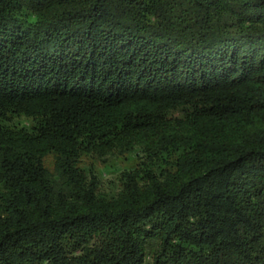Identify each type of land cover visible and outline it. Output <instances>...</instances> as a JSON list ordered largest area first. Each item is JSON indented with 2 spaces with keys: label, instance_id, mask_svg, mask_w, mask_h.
<instances>
[{
  "label": "trees",
  "instance_id": "trees-1",
  "mask_svg": "<svg viewBox=\"0 0 264 264\" xmlns=\"http://www.w3.org/2000/svg\"><path fill=\"white\" fill-rule=\"evenodd\" d=\"M0 264H264V0H0Z\"/></svg>",
  "mask_w": 264,
  "mask_h": 264
},
{
  "label": "rangeland",
  "instance_id": "rangeland-1",
  "mask_svg": "<svg viewBox=\"0 0 264 264\" xmlns=\"http://www.w3.org/2000/svg\"><path fill=\"white\" fill-rule=\"evenodd\" d=\"M116 177H117V174L109 172V174H107V176L104 177V184L108 186L109 182L115 180Z\"/></svg>",
  "mask_w": 264,
  "mask_h": 264
}]
</instances>
